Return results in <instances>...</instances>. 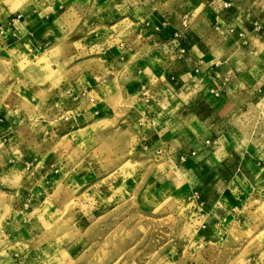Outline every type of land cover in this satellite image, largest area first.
Here are the masks:
<instances>
[{
  "label": "rangeland",
  "instance_id": "374dc122",
  "mask_svg": "<svg viewBox=\"0 0 264 264\" xmlns=\"http://www.w3.org/2000/svg\"><path fill=\"white\" fill-rule=\"evenodd\" d=\"M13 1L31 6L36 11L35 18L41 21L47 19L46 23H49L51 28L48 34L39 38L43 47L32 48L30 56L28 51L21 55L16 50L5 52L3 68L6 93L10 90L17 92L16 89L22 87L32 90L49 88L52 92L59 89L63 91V85L66 83L68 85L64 88H91L95 85L92 73H95L97 55L104 57L114 71L121 70L126 76L125 79L127 78L126 81L135 83L136 92L131 98L133 104L137 99L144 102L147 111L149 110L147 115L151 117L154 112H167L173 100L171 78L162 82L153 79L155 86L162 85L168 92L163 93L162 97H150L147 86L135 72L140 68L142 72L149 71V67H152V63L148 64V70L143 64H135L138 52L144 48L142 43L170 25L168 19L155 21L156 15L151 14L148 8L153 1ZM161 1L163 0H158L153 7L160 6ZM198 1L200 0H179L182 20L183 17L190 16L189 11L198 6ZM1 3L5 9L11 5L9 0H0ZM171 9L170 0L163 4L165 13ZM148 10L151 13H148ZM155 11L156 8L153 12ZM3 16L7 17V26L17 24L22 28L26 24L22 19L19 23L16 22L17 16L13 18L14 15L8 14V11ZM95 17L99 18L96 21L100 23L98 26L95 25ZM179 34L182 35V32ZM176 35L173 38H176ZM53 43L56 44L52 45ZM260 43H264L263 38ZM155 50L156 47L147 45L145 53L141 56L152 54ZM244 50L246 53L250 48ZM259 56L262 58L264 53ZM67 57H70L68 62L60 61ZM248 57L244 64H258L257 67L264 76V60L255 62L252 56ZM97 65L96 68H103L100 61ZM231 65L229 74L234 76L233 68H236L237 63L233 61ZM241 66L242 64L239 67ZM241 78L243 82H251L250 77ZM261 81L264 83V77ZM219 85L223 88L227 83ZM13 92L5 95L1 105V110L11 109L7 118L12 121L22 117L11 106L14 101L19 103L16 108L19 107L23 113L32 116V123L39 126L40 131L45 132L44 127L47 125H44V122L47 120H52L50 127L46 128L47 131L59 127L60 122L54 120L59 109L53 107V104L50 108L51 114L44 111L49 101L53 103L54 99L51 100L50 95L36 93L17 96ZM83 96L94 104V97L97 95L88 90ZM191 97L193 94L187 95V91L179 94V100L183 103H188ZM17 98L21 101H17ZM29 101L33 105L31 108L27 107ZM247 103H250V100L245 102V105ZM258 103L259 105L249 108L247 124L232 126L233 129L244 133L243 141L229 142L227 147L229 150L248 151L254 155L246 162V169L254 172L252 182L247 183V180L241 177L237 179V176L233 175L229 184H221L223 188L218 184V201L210 209L204 206V201L196 198L197 195L173 200L153 188L163 179L161 172L165 173L172 165L181 171H216L217 174H208L209 183L217 181L220 164L234 171L240 158L216 157L208 149L194 148L187 142L189 129L198 132L202 126H180L179 133L182 137L178 138L188 145L184 156L179 154L174 158H164L166 148L163 146L157 148L164 153L161 159L157 158L156 154L147 155L145 161L141 162L133 159L132 153L136 150L149 152V142L152 140L133 137V134L130 136L129 131L118 133V137H113L106 144L96 143L92 141L91 136L103 129V126L94 124L81 128L77 133L79 140L74 136L61 142L59 138L53 140L51 146L54 148L51 153H59L62 156L59 172L56 173L60 178H54L57 183L52 185L53 195L45 204L35 206L34 212L30 213L31 218H36L34 221L25 220L24 225L8 229L10 233L13 231L15 237L0 242L3 247L1 249H5V254L1 253L0 258L10 259L15 254L24 264H264V94H260ZM203 111L204 109H201L197 114ZM187 112L185 107H181L180 113ZM144 118L149 124L153 123L150 117ZM193 118V123L201 122L196 115ZM102 120L103 117L100 118V121ZM138 129L139 127L135 129L138 134L143 133ZM235 131L228 136H234ZM94 146L92 153L91 148ZM113 148L116 153L120 152L121 156L116 158L115 163L109 161L106 164L103 156L106 157L108 150ZM178 150L179 148L173 146V156ZM151 165H155L154 174L148 169ZM17 180L19 183V179ZM225 186L229 188L227 191L224 190ZM221 194L224 198L219 200ZM211 218L214 219L213 222Z\"/></svg>",
  "mask_w": 264,
  "mask_h": 264
},
{
  "label": "crops",
  "instance_id": "0c3cea01",
  "mask_svg": "<svg viewBox=\"0 0 264 264\" xmlns=\"http://www.w3.org/2000/svg\"><path fill=\"white\" fill-rule=\"evenodd\" d=\"M9 1L11 5L7 6V10L3 3L0 4L1 243L8 238L15 237L13 231L12 233L9 232L10 227L18 228L24 225L25 220L34 221L36 218L34 216L31 218L30 213L34 212L35 206L45 204L53 195L52 185L57 183L54 178H60L56 173L59 172V164L62 161V156L59 153H51L54 148L51 146L53 140L59 138L61 142L73 136L79 140L77 133L81 131V128L88 127V125L101 124L103 126V129L91 136L92 141L96 143L106 144L113 137H118V133L125 131H129L130 136L133 134V137L152 140L149 142L151 143L149 144L151 145L149 152L136 150L132 153L133 159L140 162L145 161L147 155L154 156L156 151L160 150L157 148L163 146L166 148L164 158L183 155L188 145L178 138L182 137L179 133L180 126L187 125L188 127L191 124H194L195 127L202 126L201 131L198 132L189 129L187 142L191 146L208 149L216 157L229 158L235 156L241 159L237 162L234 171H231V168L224 164H220L217 181L213 183H209L210 176L208 174H217L216 171L208 172L195 169L181 171L174 165L168 168L165 173L162 171L161 178L163 179L160 180L159 185L157 184L153 188L162 191L173 200L197 195L196 198L199 201H204V206L210 209L218 201L216 198L218 184L227 185V182L229 184L233 175H236L237 179L241 177L247 180V183L252 182L254 172L246 169V162L254 155L248 151L229 150L227 147L229 142L240 143L243 141L244 133L236 128L233 129L232 126L239 127L243 126L244 123L247 124L249 108L259 105L260 94H264V83L261 81L264 76L261 75L260 68L257 67L258 64L256 66L244 64L249 59L248 56H252L251 58H254L255 62L264 60V56L262 58L259 56V54L264 53V43H260L262 38L264 40V0H200L198 6L189 11L190 16L188 18L183 17L184 21L179 12V0H170L172 9L167 13L163 11V4L165 5L169 0L161 1V5L157 7L153 6L158 0H151L153 2L148 8L152 13L149 10L147 12L156 15L155 21L168 19L170 25L142 43L144 48L138 52L139 56L136 57L135 64H143L147 68L148 64L152 63V67H149V71L142 72L140 68L135 72L137 73L136 76L141 78V82L147 86L150 97H162L163 93L168 92L166 88H162V85L155 86L153 79L162 82L164 79L169 80L171 78L173 99L167 108V112H154L153 117L147 115L149 110L147 111V105L144 102L138 99L134 104L131 102V98L136 92L134 90L136 89L135 83L126 81L127 78L125 79L126 76L121 70L114 71L104 57L101 58L97 55H95V73H92L95 77V85L91 88H64L68 85L66 83L63 85V91L59 89L52 92L49 88L32 90L22 87L16 89L17 92L10 90L6 93L3 68L5 52L16 50L21 55L28 51L27 53L30 52L28 56H30L32 48L43 47L39 38L48 34L51 28L49 23H46L47 19L41 21L37 17L35 18L36 11L31 6L21 5L20 1ZM15 5L18 7L16 8ZM154 8H156L155 12H153ZM7 11L8 14L14 15L13 18L17 16L16 22L19 23L22 19L26 24L22 28L17 24L11 27L7 26L5 24L7 17L3 16ZM16 12L17 14H15ZM161 16L167 18L162 19ZM98 20L99 18L95 17L96 26L100 25L99 22L96 23ZM22 30L24 31L23 34ZM180 32L182 35L179 34ZM174 35L177 37L173 38ZM257 35L259 36L257 37ZM96 42L97 40H95ZM48 44L50 46V43ZM147 45L148 47H156L155 52L141 56L145 53L144 50H146ZM246 48H250V50L244 53L243 50ZM68 58L70 57L62 58L60 61L62 63L68 62ZM99 61L103 66L101 69L96 68ZM233 61L237 63L236 68H233L234 76L229 74L232 70L231 63ZM240 64H242L241 67H239ZM101 76L103 77L99 80ZM244 76L250 77L251 82H243L241 77ZM221 83H227L225 88L219 85ZM163 89L165 90L163 91ZM88 90H92L97 95L94 97V104H91L90 99L83 96V93ZM186 91L187 95L193 94V97L188 103L180 102L179 94L186 93ZM11 92L17 96L36 93L50 95V99H54L52 100L53 103L49 101L44 111L51 114L52 109L50 110V108L53 104V107L59 109L57 118L54 119L56 122H60L59 127H53L47 131V126L50 127L52 124V120H47L44 122V125H47L44 127L45 132L40 131V127L32 123L34 121L32 116L23 113L19 107L16 108L19 103L14 101H11V106L22 117L11 121L7 118L11 109L1 110L5 95H9ZM249 100L248 106L245 105V102ZM17 101H21V99L17 98ZM27 107H33L31 101L28 102ZM181 107L188 110L187 114L180 113ZM141 108L142 110H140ZM201 109H204L205 112L197 114ZM194 115L201 122L193 123L194 118L192 119V117ZM102 117L103 120L100 121ZM144 117H150L153 123L149 124V121ZM137 127L143 133L138 134L135 130ZM233 130L237 131L234 132L237 135L229 137L228 134ZM173 146L179 148L178 151L181 150L180 152L177 151L175 156H173ZM155 147L157 150L154 149ZM94 150L95 146L91 148V152L93 153ZM117 153L114 148L108 150L107 156H103L105 163L107 164L109 161L115 163L116 158L121 156L120 152L117 151ZM161 158L159 157V159ZM154 166L151 165L148 168L150 171L152 170V174H154ZM165 170L166 168H164ZM17 179H19V183H17ZM222 181H226V183ZM226 189H229L228 186H225L224 190ZM223 194L220 195L219 200L224 198ZM211 221L213 222L214 219L211 218ZM1 248L3 247L0 246V254H5V249ZM0 264H24V262L13 254L10 259L0 258Z\"/></svg>",
  "mask_w": 264,
  "mask_h": 264
},
{
  "label": "built area",
  "instance_id": "2783aa9c",
  "mask_svg": "<svg viewBox=\"0 0 264 264\" xmlns=\"http://www.w3.org/2000/svg\"><path fill=\"white\" fill-rule=\"evenodd\" d=\"M163 154H164V153H163L162 150H157V151H156L157 158L162 157Z\"/></svg>",
  "mask_w": 264,
  "mask_h": 264
}]
</instances>
